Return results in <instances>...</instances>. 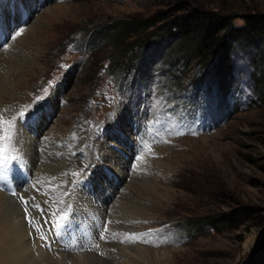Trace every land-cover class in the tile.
Wrapping results in <instances>:
<instances>
[{
  "label": "rangeland",
  "instance_id": "rangeland-1",
  "mask_svg": "<svg viewBox=\"0 0 264 264\" xmlns=\"http://www.w3.org/2000/svg\"><path fill=\"white\" fill-rule=\"evenodd\" d=\"M200 7L233 15L236 24H243L245 14L264 13V0H0V51L10 49L15 39L31 44L28 60L22 53L2 56L5 67L0 68V76L20 64L24 70L19 71L25 73L30 62L37 61L33 77L25 76L24 86L17 89L20 96L0 101V145L8 144L0 148L6 147L12 157L8 171L24 174L19 163L23 160L25 170L33 173L40 162L30 156L32 148L40 155L48 134L46 142L56 146L53 153L61 152L38 159L51 172L70 170L67 180L59 178L64 186L60 212L68 214L67 223L86 216L102 227L101 217L108 213L117 221L126 217L122 212L127 214L128 225L120 220L122 225L142 234L140 243L125 238L120 245L141 246L131 264H264V98L256 90L249 53L237 49L235 69L228 73L219 58L208 65L197 58L188 61L177 37L157 40L153 35L144 48L143 65L137 63L126 73L132 57L120 53L122 46L103 33L107 24L117 20L162 11L171 19ZM19 71H14L16 78ZM63 76L49 87V81ZM222 80L226 88L219 84ZM37 118L41 129L36 130ZM6 122L13 125L7 141L2 138ZM124 133L145 159L135 174L127 171L132 154L125 156L124 151L130 153L132 145ZM100 159L106 168L124 176L116 195L100 171L90 176ZM114 160L124 164V172L118 173ZM133 182L136 194L127 199L133 200L135 209L126 207L135 215L120 208ZM99 183L111 192L106 195L113 205L111 212L94 207L97 202L89 185L95 184L98 198L103 199ZM32 186L36 187L27 183L25 189ZM13 198L17 203L18 198ZM86 205L98 212L88 214ZM57 206L55 217L47 209L48 213H40L39 208L31 211L30 230L43 226L42 231L50 233L60 215ZM201 223V228L196 226ZM158 236L166 237V244L158 241L156 247ZM75 238L77 245L89 243L82 233ZM29 240L37 243L38 236L29 234ZM106 240L100 242L106 245ZM93 242L86 247L93 255L109 259V253L116 251L115 244L99 251Z\"/></svg>",
  "mask_w": 264,
  "mask_h": 264
},
{
  "label": "trees",
  "instance_id": "trees-1",
  "mask_svg": "<svg viewBox=\"0 0 264 264\" xmlns=\"http://www.w3.org/2000/svg\"><path fill=\"white\" fill-rule=\"evenodd\" d=\"M168 17L162 11L107 24L103 32L105 39L122 46L120 53L125 57H132V61L126 64V73L143 65L144 48L153 41V35L157 36V40L174 36L179 39L182 56L188 61L197 58L208 65L214 58H219L228 73L235 69L233 54L237 49H244L253 60L256 90L264 98V67L260 66L261 63L264 66V13L245 14L243 24H236L233 15L203 7L189 9L171 19ZM133 35L135 39L129 40ZM225 82L222 80L219 84L226 88ZM196 226L201 228L203 224Z\"/></svg>",
  "mask_w": 264,
  "mask_h": 264
},
{
  "label": "bare ground",
  "instance_id": "bare-ground-1",
  "mask_svg": "<svg viewBox=\"0 0 264 264\" xmlns=\"http://www.w3.org/2000/svg\"><path fill=\"white\" fill-rule=\"evenodd\" d=\"M35 21L36 20L33 19L31 22L34 23ZM28 30H30L29 26H28ZM26 37L27 36H25V38ZM5 38H6V36H5ZM17 39H19V38H17ZM26 42H28L27 39H26ZM17 44L19 46H17ZM21 44H22V42H21ZM21 44H20L19 40L15 39V41H13V42L11 41V45L12 46H11L10 49L7 48L6 50L0 51V60H1L0 61V68L5 67V65H1L2 62L5 60L2 57L4 55H9L10 54L9 56L11 58V54H12V56L14 55V57H18L19 55H21L20 53H22V55H23L22 57H24V60H26V59L28 60L30 58L29 55H27V53H28V50L31 48V44L26 43V44H22V46H21ZM42 45L43 44H39V46L43 47ZM0 49H2V48H0ZM35 49H36V47H35ZM12 50H15L16 53H14V51L12 53ZM36 53H38V52H36ZM31 55H33V53H31ZM8 60H9V62L11 61V59H8ZM5 64H6V62H5ZM30 64L31 65L29 66V68L25 69V73L21 72L22 70H24L22 64L17 66L16 69L15 68L13 69V65L11 64L12 65V69L9 71V73L8 74L3 73L4 75L0 76V101L1 102H3L2 100H4L3 99L4 97L5 98L7 97V98L16 99V97L18 98L20 96L17 89H20L22 86H24L25 83L22 82L23 78L25 76L33 77L32 73H34V71H36L35 69L37 68V65H36L37 61L36 62L32 61V62H30ZM8 65L9 64H7V66ZM23 65H25V64H23ZM19 70H21V71H19ZM14 71L15 72L19 71L21 73L20 78H18V77L16 78L15 75H13ZM52 105L55 106V102H52ZM50 115L51 114H49V116ZM44 124L45 123H41V127H43ZM39 126H37V127H39ZM39 129H41V128L39 127ZM53 134H56V133L53 132ZM2 138H3V136H2ZM33 138H34V136H33ZM34 142H36V140H34ZM62 145H64V144H62ZM29 147H31V146H29ZM59 147H61V145ZM23 149L24 148H22V152H23ZM46 149L49 152L53 153V148L50 149V146H47ZM17 150H19V149H17ZM32 150H33V153L30 154V156L33 158V160L36 163L40 162V164L36 166V167H38L37 169H40V170H38L39 172H46L48 175H51V174L56 172V171L51 172L50 170H52V169H49L50 167L44 165V163L42 161H39L38 157H40V155H39V152H37L36 149L32 148ZM27 151H28V149H27ZM54 153H57V152H54ZM48 156H49V154H46V157H48ZM14 160H16V159H14ZM25 162L23 160H21V162H19V163L23 164L22 171L24 172L25 180H27L24 183V185L21 186L23 189H25V185L30 182V179L32 177V174L28 173L27 170H25V166H24ZM120 164L121 165L117 164V166H116L118 168V173L125 171L124 164L122 162ZM10 165H12V164H10ZM13 166H14V163H13ZM119 169H121V171H119ZM7 170H8V167H7ZM37 177H38V183H41L43 181V179H44V174L42 173V174L38 175ZM117 178H118L117 182L121 183L123 181V179H124V176L118 174ZM113 181H115V180L114 179L112 180V182H111L112 184H113ZM0 182H1V179H0ZM117 182L114 183L115 186L114 185H110V189L114 190L113 191L114 195H116V193H117L116 188L121 186ZM133 185H134V182L131 183V185L129 184V190L130 191H129L128 194H126V196H123L122 202H120V205H121L120 208L124 209L129 214L135 215L134 211L132 212L126 207V204L128 206L132 205V207H134L133 200L132 199H129V200L127 199L128 196H130L132 194H136L135 191H134ZM49 186L51 188H53V189L58 188L59 187V182H52L51 181ZM31 188L36 192V194H34V199H33L35 201V203H38L39 205L40 204L44 205L49 213H53L54 214L55 211H56V208L58 207L57 206L58 202L55 199V197L53 195L50 196V197L53 198V200L52 201L49 200V203H48L47 199L45 197L46 195L44 193L38 191L37 187L32 186ZM31 190L28 188V190H26V191L30 192ZM106 195L107 194H103V196H101V198L107 197ZM57 196L60 197L59 195H57ZM43 197H44V199L42 201ZM130 198H131V196H130ZM43 209H44V207H43ZM134 209H135V207H134ZM80 210L83 211L82 208ZM88 214H89V212H88ZM122 214L127 217V214H125L123 212H122ZM126 217L122 218L120 220L124 224H126V226H127L128 225V217L127 218ZM87 220H89V219H87ZM78 221H80V220H78ZM113 227H115V226H113ZM61 229H63V228L61 227L60 229H57L55 233H60ZM126 229H127V227H126ZM63 230H65L67 233L69 231L67 229H63ZM36 239H37V237H36ZM78 239H80V238H78ZM56 240H57V243H54L55 247H54V250H52V251H51V249H48L45 246L41 245L42 244L41 242H40V244H38V242L36 244L31 243L28 240L27 224L24 222V218H23V215H22V212H21L20 204L18 202L17 203L15 202V198L10 197V196H8L5 193L0 191V264H114V263L115 264H131V263L134 262L133 261L134 257L138 254L136 248H138L139 250L142 249L141 246H131L130 244H126V247L121 248V246L119 244H115L114 247H115L116 251H114V250L111 251V253H109L111 255V258L106 259L103 255H100V254L99 255H97V254L93 255V253H86L85 254V253H81V252H80V254H72L71 252H67V253L63 252L61 250V248L58 247L61 244L60 237H56ZM91 240L93 241L92 236H91ZM80 245H81V243H80ZM102 248L103 249H107L109 247H107V248L102 247ZM146 251L150 252L151 250L146 248Z\"/></svg>",
  "mask_w": 264,
  "mask_h": 264
},
{
  "label": "snow or ice",
  "instance_id": "snow-or-ice-1",
  "mask_svg": "<svg viewBox=\"0 0 264 264\" xmlns=\"http://www.w3.org/2000/svg\"><path fill=\"white\" fill-rule=\"evenodd\" d=\"M21 33L18 31L16 33V35H20ZM54 86V82L53 81H49V87H53ZM45 95H47L48 93V89H44ZM44 97H37V100L43 99ZM21 116H23V113L20 114ZM12 123L11 122H6V134L4 135L3 139L5 141L10 139V129L12 128ZM7 148H3L0 149V177H3L7 171V167L10 164L12 157H10L7 154ZM35 207H39V205H35ZM68 222V214L64 213L63 215L59 216L56 222L55 227L57 229H60L61 227L65 226L66 223Z\"/></svg>",
  "mask_w": 264,
  "mask_h": 264
}]
</instances>
